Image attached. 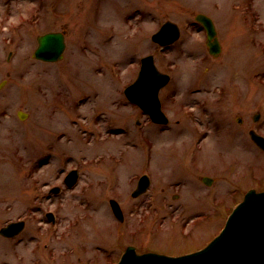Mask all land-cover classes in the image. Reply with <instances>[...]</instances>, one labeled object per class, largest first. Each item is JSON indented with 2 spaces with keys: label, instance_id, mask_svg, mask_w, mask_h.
I'll return each mask as SVG.
<instances>
[{
  "label": "rangeland",
  "instance_id": "rangeland-1",
  "mask_svg": "<svg viewBox=\"0 0 264 264\" xmlns=\"http://www.w3.org/2000/svg\"><path fill=\"white\" fill-rule=\"evenodd\" d=\"M198 14L216 24L223 52L215 61ZM168 20L182 35L162 50L152 35ZM50 31L67 32L66 57L55 64L32 56L37 36ZM149 55L172 76L160 94L173 115L164 134L123 95ZM3 81L0 229L19 220L26 228L13 239L0 235V264H114L130 244L190 251L220 233L247 190H264V152L249 135L251 129L264 135V0H0ZM183 108H194L199 122L184 118ZM19 111L29 116L21 120ZM209 117L218 127L211 126L200 156L212 186L197 174L199 189H189V180L182 196L168 197L189 208L176 212L159 211L160 197L134 198L144 173L168 179L154 185L155 193L175 179L176 159L164 147L191 141L193 125ZM178 129L185 132L173 138ZM144 136L152 146L149 170ZM74 169L79 182L68 189L63 180ZM54 186L63 192L48 197ZM112 198L121 203L125 224L115 218ZM50 211L56 224L46 217ZM144 227L146 234L135 235Z\"/></svg>",
  "mask_w": 264,
  "mask_h": 264
},
{
  "label": "water",
  "instance_id": "water-1",
  "mask_svg": "<svg viewBox=\"0 0 264 264\" xmlns=\"http://www.w3.org/2000/svg\"><path fill=\"white\" fill-rule=\"evenodd\" d=\"M209 34V47L213 55L221 52L212 20L205 15H198ZM180 36L179 27L167 22L153 36V40L161 45H168ZM39 46L34 54L38 60L57 62L63 59L66 49L63 33H48L38 38ZM169 76L159 72L154 57L142 60V69L138 80L127 89L129 99L149 113L156 122H167L161 111L158 93L169 81ZM4 83L0 85L3 87ZM25 120L27 114L18 112ZM253 140L264 150V138L251 132ZM76 174V172H74ZM117 212V210H115ZM25 227L24 222L11 223L1 229L5 237H14ZM118 264H264V192L250 191L245 200L229 217L221 234L205 249L185 256L170 257L155 253L136 254L129 247Z\"/></svg>",
  "mask_w": 264,
  "mask_h": 264
},
{
  "label": "flooded vegetation",
  "instance_id": "flooded-vegetation-1",
  "mask_svg": "<svg viewBox=\"0 0 264 264\" xmlns=\"http://www.w3.org/2000/svg\"><path fill=\"white\" fill-rule=\"evenodd\" d=\"M167 97V95H166ZM193 113H190L189 110L183 108L181 109V113L183 114L184 118H187L191 121H194L195 123L199 122V119L197 117L196 111L193 108ZM207 111L208 109L205 107L202 109L201 114L206 115L207 117ZM170 118V125L164 126L162 128L163 130V134L166 133L168 130H170L171 126H172V117L173 115H168ZM210 116V115H209ZM214 118L209 117L208 119H206L205 121H203L201 123V125H197L194 124L193 128L194 131L196 132L195 137L191 140V141H186L183 143H179L177 145H173L169 148L164 147L165 150L168 152L169 149L171 151H169L168 153L173 154L172 157L175 160L173 167L171 168V172L170 175L172 177H174L175 179H173V181L171 182H166L165 187H163L161 189V192H153V187L154 185L159 182L160 184H163V182H165L166 180H168L167 178H165V176L160 177L159 179H157L154 175H152L150 173V187L149 190L147 191V193H145V196H153V197H160V205L157 206V208L161 207L162 210L159 211H163V212H176L177 210H188L189 208L184 204H180L179 206H175L172 205L169 200L168 197L176 200L177 198H179L180 196H182V192L185 190L186 184L187 182L190 180L192 182V184L189 186L191 190L193 189H199V185L198 182L195 180L196 175L200 174L197 177V180L200 181L202 184H205V178L207 177H212V175H209V173H211V169L208 167L207 163H204L201 155V152L206 149L207 146V141L210 139L211 137V126H217L216 122L213 120ZM181 122V120H177L176 123ZM178 125V124H176ZM205 127V128H204ZM174 128V127H173ZM202 128V129H199ZM172 134H173V138H177L179 139L181 135H183V132H185L183 129H178V130H172ZM187 132V131H186ZM179 133V135H177ZM143 149H145L144 154H146L147 156V162L146 165L148 163V160L150 159V152L152 149L151 143L150 142H145L143 145ZM210 154V152H209ZM169 155V156H168ZM168 155H163L165 158V161L169 162L172 157L170 154ZM150 168V165H147V169ZM165 178V179H163ZM170 181V180H169ZM214 183V182H213ZM138 185V184H137ZM207 186V185H206ZM211 187V186H210ZM168 190V191H167ZM170 192H172L170 194ZM152 194V195H151ZM181 207V208H180ZM157 208L155 207V212L157 211ZM183 208V209H182ZM142 220L143 217H142ZM126 222V221H125ZM146 227H144V229L142 231L137 230V233H135V235H142V234H146V231L144 233ZM141 232V233H140ZM133 234V230L131 232ZM136 236V237H137Z\"/></svg>",
  "mask_w": 264,
  "mask_h": 264
}]
</instances>
